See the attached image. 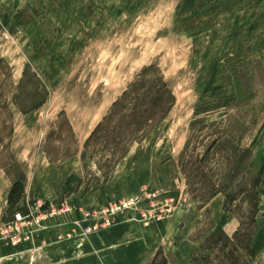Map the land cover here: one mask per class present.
<instances>
[{"label":"rangeland","instance_id":"obj_1","mask_svg":"<svg viewBox=\"0 0 264 264\" xmlns=\"http://www.w3.org/2000/svg\"><path fill=\"white\" fill-rule=\"evenodd\" d=\"M150 66L175 94L168 115L129 140L92 136ZM263 166L264 0H0V264H36L54 212L103 218L87 236L138 197L182 214L194 264H233L208 240L220 228L247 234L237 264H264Z\"/></svg>","mask_w":264,"mask_h":264},{"label":"crops","instance_id":"obj_2","mask_svg":"<svg viewBox=\"0 0 264 264\" xmlns=\"http://www.w3.org/2000/svg\"><path fill=\"white\" fill-rule=\"evenodd\" d=\"M71 206L73 212H68L69 208L62 210L67 212L65 214L54 212L48 228L53 243L44 247L45 251L38 256L36 264H40L42 258L47 264H149L160 255H172L179 264H194L199 242L186 235L178 238L182 228L180 212L148 225L131 220L125 214L110 226L100 227V230L84 236V228L101 223L103 218L90 216L91 219H88L83 209L78 208L83 204ZM197 223L195 218L191 222L192 226ZM61 233L75 235L70 239L58 240ZM43 240L39 237L37 244ZM163 264L173 263L168 260Z\"/></svg>","mask_w":264,"mask_h":264},{"label":"trees","instance_id":"obj_3","mask_svg":"<svg viewBox=\"0 0 264 264\" xmlns=\"http://www.w3.org/2000/svg\"><path fill=\"white\" fill-rule=\"evenodd\" d=\"M36 90L38 91L39 89L37 88ZM175 101V94L161 72L157 70L155 66L144 68L139 74L138 79L133 82L129 86V89L123 93L122 97L114 103L110 114L104 119V122L99 124L92 136H97L99 133L109 136L110 134H114L115 137L122 141L129 140V138L126 137L127 135H131L133 132L143 131V129L145 130L147 127L149 128L164 119ZM42 102L43 101L38 102L35 107L39 106ZM112 121L117 124V126H115L113 130H110L107 124ZM246 151L251 155L252 150L250 148H247ZM259 185L263 186V189L258 191V194L261 195L264 193V166L254 177L253 190ZM258 217L259 209L256 204L251 210V217H249V219L256 222ZM214 224L208 231H211L216 226V224ZM245 236H247L246 233L236 231L234 236L231 237L220 228L213 233L208 240L212 243L211 246L213 247L221 243L222 251L226 258L235 259V261L232 262L231 260V262L237 264L239 260L234 252L238 251L241 246L240 242H243L242 240L244 239L242 238ZM252 241L253 238L249 236L247 238L246 248H248V250L250 249L251 256L254 253ZM229 245H231L230 249H232V251L227 250ZM208 247L210 248V246Z\"/></svg>","mask_w":264,"mask_h":264},{"label":"built area","instance_id":"obj_4","mask_svg":"<svg viewBox=\"0 0 264 264\" xmlns=\"http://www.w3.org/2000/svg\"><path fill=\"white\" fill-rule=\"evenodd\" d=\"M157 194H154L153 197H156ZM150 197V196H149ZM145 198L143 197H138L134 201H128L123 204L119 203L117 204L112 211L107 212L104 211L103 214L105 215V225L108 226L110 224V221H108L109 217H114L117 218L119 215L124 214L125 212L129 211H137L136 214L139 216V218H136V220H139L145 224H148L149 222H154V221H160L164 219V209L162 207H159V203L156 202V198L150 199L149 206L143 207V202ZM170 201H173L170 199ZM43 208V205H41ZM17 220L23 219V215L17 214L16 215ZM110 219V218H109Z\"/></svg>","mask_w":264,"mask_h":264}]
</instances>
